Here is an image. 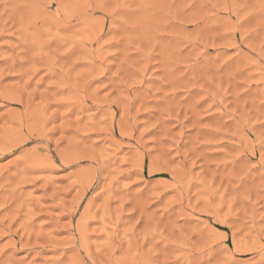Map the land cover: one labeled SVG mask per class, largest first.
Wrapping results in <instances>:
<instances>
[{"label":"rangeland","instance_id":"obj_1","mask_svg":"<svg viewBox=\"0 0 264 264\" xmlns=\"http://www.w3.org/2000/svg\"><path fill=\"white\" fill-rule=\"evenodd\" d=\"M0 145V264H264V0H0Z\"/></svg>","mask_w":264,"mask_h":264},{"label":"bare ground","instance_id":"obj_2","mask_svg":"<svg viewBox=\"0 0 264 264\" xmlns=\"http://www.w3.org/2000/svg\"><path fill=\"white\" fill-rule=\"evenodd\" d=\"M2 147H3V145H2ZM10 147V146H9ZM12 147V146H11ZM0 148H1V145H0Z\"/></svg>","mask_w":264,"mask_h":264}]
</instances>
